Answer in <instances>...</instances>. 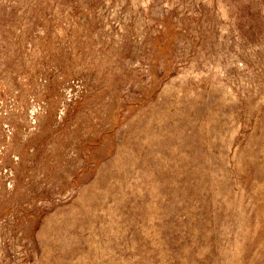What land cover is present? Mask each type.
<instances>
[{
	"label": "rangeland",
	"instance_id": "obj_1",
	"mask_svg": "<svg viewBox=\"0 0 264 264\" xmlns=\"http://www.w3.org/2000/svg\"><path fill=\"white\" fill-rule=\"evenodd\" d=\"M0 264H264V0H0Z\"/></svg>",
	"mask_w": 264,
	"mask_h": 264
}]
</instances>
